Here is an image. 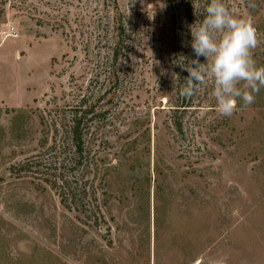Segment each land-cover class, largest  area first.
Returning a JSON list of instances; mask_svg holds the SVG:
<instances>
[{"label": "rangeland", "instance_id": "374dc122", "mask_svg": "<svg viewBox=\"0 0 264 264\" xmlns=\"http://www.w3.org/2000/svg\"><path fill=\"white\" fill-rule=\"evenodd\" d=\"M223 2L254 28L264 67V0ZM210 3L0 0V264H264V88L228 117L211 79L179 95L185 66L206 63L191 32ZM83 100L102 115L90 214L12 171L54 147L43 117Z\"/></svg>", "mask_w": 264, "mask_h": 264}, {"label": "clouds", "instance_id": "9594fccd", "mask_svg": "<svg viewBox=\"0 0 264 264\" xmlns=\"http://www.w3.org/2000/svg\"><path fill=\"white\" fill-rule=\"evenodd\" d=\"M257 43L249 21L237 19L223 0H211L202 23L191 32L193 53L197 58L204 57L206 63L193 61V66H185L189 75L179 95L191 98L211 79L221 116H231L238 101L251 105L254 94L264 88V67H258L252 57Z\"/></svg>", "mask_w": 264, "mask_h": 264}, {"label": "trees", "instance_id": "16d2710c", "mask_svg": "<svg viewBox=\"0 0 264 264\" xmlns=\"http://www.w3.org/2000/svg\"><path fill=\"white\" fill-rule=\"evenodd\" d=\"M123 32L124 30L118 34V41L111 49L110 55L101 61L106 69L108 61L109 69L115 68L122 58ZM111 70L109 73L106 72L108 76L104 75L105 79L117 82L118 76L114 69L112 72ZM98 112L95 111L94 105L83 100L69 112L67 117L51 116L48 122L43 117L42 125L53 129L56 135L54 136V147L48 150L47 155L44 154L37 159L32 157L19 168H12V171L40 177L44 184L56 192L65 209L72 211L75 206L76 210H85V213L90 214L88 210L95 203L96 198L92 197L93 191L89 186L87 170L96 163V152H94L93 143L88 140V131L92 129L89 126L91 122L97 123L102 116ZM32 160H37V162H32Z\"/></svg>", "mask_w": 264, "mask_h": 264}]
</instances>
